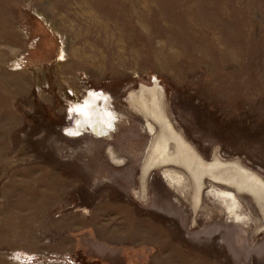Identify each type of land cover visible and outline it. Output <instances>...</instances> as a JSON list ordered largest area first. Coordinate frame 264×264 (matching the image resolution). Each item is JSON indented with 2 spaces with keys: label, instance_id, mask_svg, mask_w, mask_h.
Instances as JSON below:
<instances>
[{
  "label": "rangeland",
  "instance_id": "374dc122",
  "mask_svg": "<svg viewBox=\"0 0 264 264\" xmlns=\"http://www.w3.org/2000/svg\"><path fill=\"white\" fill-rule=\"evenodd\" d=\"M192 154L264 181V0H0V264H264L262 194Z\"/></svg>",
  "mask_w": 264,
  "mask_h": 264
},
{
  "label": "bare ground",
  "instance_id": "6f19581e",
  "mask_svg": "<svg viewBox=\"0 0 264 264\" xmlns=\"http://www.w3.org/2000/svg\"><path fill=\"white\" fill-rule=\"evenodd\" d=\"M95 96L96 95H94L93 97L90 96L88 99L86 98L85 103H83L82 105H78V106L75 105V108L73 109V111H76V113L82 112L83 118L80 120L81 123L85 122V120H86V122L88 121L93 132L98 133L99 127L108 128V123H109L111 117L108 115L109 112L106 111V109L103 106L100 108V107L95 106L93 104L94 103L93 99L95 98ZM139 103L145 104L142 106L148 108L151 111V114L157 118L156 112H155L158 108L157 105H155L152 101L151 102L148 101V104H147V102L144 99L140 100ZM88 107H89V109H88ZM83 110L86 113H84ZM166 141L167 140L164 137L161 140H159V142L158 141L156 142L154 148L152 149L154 154L151 157L152 158L151 163L172 161V158L170 156L168 157V155L166 154V148H167V142ZM176 141H177V145L181 151H183V152L189 151L188 150L189 148L185 145V143H183V141L181 139H177ZM190 161L194 162V163H192V162H189V163L187 162V163L189 165L188 167L193 171V175L197 181L196 184L201 185L203 176H208L211 179L224 181V182H227L230 184H232V182H234L235 185H237L238 187H246L247 189L252 190L258 194L261 193L262 194L261 196L264 198V181H262L256 174L252 173L251 171L247 170L246 168H243V167L237 168L236 166H233V167H235V168H233L235 175H232V176L230 175V176L226 177L225 174L228 172L227 170L232 171V167H228L225 164H223L222 162H219L217 160H213V161L204 163L201 160H199L196 156H194L193 154L191 155ZM195 163H196V166H194ZM177 174H179V173H177ZM166 175L169 179H172L173 181L175 180L174 177H172V174L170 176L168 174H166ZM177 179H181V178H177ZM222 192L226 194L227 200H229V198L230 199L234 198L236 204L234 205L231 201H229V204H228L229 207H227V208L232 209L234 207V209H235L238 205V201H237L236 197L234 196L233 192H231V191H222ZM231 204L233 205V207L231 206ZM229 212L232 213L233 210H230ZM247 216L249 217V215H247Z\"/></svg>",
  "mask_w": 264,
  "mask_h": 264
},
{
  "label": "flooded vegetation",
  "instance_id": "af4514ba",
  "mask_svg": "<svg viewBox=\"0 0 264 264\" xmlns=\"http://www.w3.org/2000/svg\"><path fill=\"white\" fill-rule=\"evenodd\" d=\"M88 109H89V107H88ZM75 113H76V111H74ZM83 112L84 113H86L84 110H83ZM79 116H80V120L83 118V116H82V112L80 113H77ZM86 116V115H85ZM79 120V122H78V124H82L81 123V121ZM220 196L224 199V200H226V201H231L234 205L236 204V202H235V200H234V198H232V199H230L229 198V200H227L226 198V194L225 193H223L222 191H220ZM231 206L233 207V205L231 204ZM227 207H229L228 205H227ZM237 208V207H236ZM236 208L234 209V207L232 208V209H230V208H228V210L230 211V210H233L234 212L236 211ZM234 216L236 217L237 216V214H236V212L234 213ZM236 218H238V217H236Z\"/></svg>",
  "mask_w": 264,
  "mask_h": 264
},
{
  "label": "crops",
  "instance_id": "0c3cea01",
  "mask_svg": "<svg viewBox=\"0 0 264 264\" xmlns=\"http://www.w3.org/2000/svg\"><path fill=\"white\" fill-rule=\"evenodd\" d=\"M166 174H168L169 176L171 175V174H169V173H166Z\"/></svg>",
  "mask_w": 264,
  "mask_h": 264
}]
</instances>
